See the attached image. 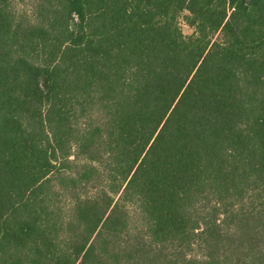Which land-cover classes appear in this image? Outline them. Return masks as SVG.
<instances>
[{"label":"trees","instance_id":"16d2710c","mask_svg":"<svg viewBox=\"0 0 264 264\" xmlns=\"http://www.w3.org/2000/svg\"><path fill=\"white\" fill-rule=\"evenodd\" d=\"M0 264H264V0H0Z\"/></svg>","mask_w":264,"mask_h":264},{"label":"rangeland","instance_id":"374dc122","mask_svg":"<svg viewBox=\"0 0 264 264\" xmlns=\"http://www.w3.org/2000/svg\"><path fill=\"white\" fill-rule=\"evenodd\" d=\"M35 2L36 0H11L14 14H16L17 16L22 15V14L24 15L27 14L28 16L31 15L32 8ZM180 23H181L182 31L185 35L192 34L193 30L186 24L183 17H181ZM195 253H197L195 252V250L188 252V254L191 256H193Z\"/></svg>","mask_w":264,"mask_h":264}]
</instances>
